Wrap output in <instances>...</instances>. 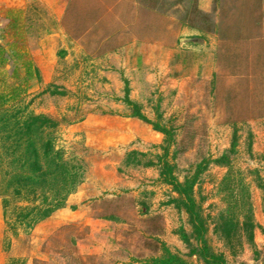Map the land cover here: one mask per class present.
Here are the masks:
<instances>
[{
  "label": "rangeland",
  "instance_id": "rangeland-1",
  "mask_svg": "<svg viewBox=\"0 0 264 264\" xmlns=\"http://www.w3.org/2000/svg\"><path fill=\"white\" fill-rule=\"evenodd\" d=\"M0 46L4 104L55 119L56 147L84 175L32 229L7 223L0 188V264H149L165 248L204 264L178 234L191 226L164 161L180 181L209 161L195 195L211 246L228 264H264V0H0ZM126 81L174 133L168 151L129 116ZM134 150L140 163L127 159ZM223 154L234 195L250 190L253 244L214 232L227 207Z\"/></svg>",
  "mask_w": 264,
  "mask_h": 264
},
{
  "label": "trees",
  "instance_id": "trees-1",
  "mask_svg": "<svg viewBox=\"0 0 264 264\" xmlns=\"http://www.w3.org/2000/svg\"><path fill=\"white\" fill-rule=\"evenodd\" d=\"M3 52L0 46V65L6 62L1 56ZM125 91L124 101L132 111L129 116L152 124L156 131L164 134L169 144L165 150L168 151V146L174 141V133L145 115L142 105L130 98L127 81ZM5 101L0 96V188L3 213L12 228L24 226L32 229L66 206L68 196L83 180V170L80 165L66 159L64 151L56 147L54 131L58 122L55 119L46 114L27 113L21 108L10 107L4 104ZM235 149L233 143L230 153H234ZM139 155L146 154L131 151L127 156L129 163H140L137 158ZM214 162L228 168L223 179L227 207L217 218L214 232L229 244L242 238L253 244L258 223L254 217L250 190L246 185L243 195H234L233 168L228 154H223ZM208 164L209 161L198 164L192 175L180 181L174 174V166L164 161L161 176L178 194L171 199V203L188 215L191 232L181 227L178 234L190 249L189 254L197 256L204 264H228L225 255L216 252L207 238V220L195 195V186ZM146 165H154V162L149 161ZM259 187L264 190V183H260ZM9 213L13 214L12 221L8 219ZM149 264L190 263L179 253L165 248L164 255L152 259Z\"/></svg>",
  "mask_w": 264,
  "mask_h": 264
}]
</instances>
